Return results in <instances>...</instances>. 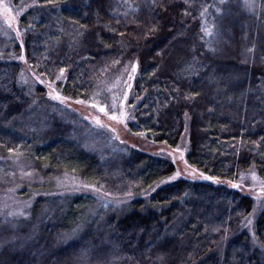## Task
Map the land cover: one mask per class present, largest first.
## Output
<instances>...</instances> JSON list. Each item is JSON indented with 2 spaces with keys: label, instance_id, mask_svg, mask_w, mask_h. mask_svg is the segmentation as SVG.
I'll return each instance as SVG.
<instances>
[{
  "label": "trees",
  "instance_id": "trees-1",
  "mask_svg": "<svg viewBox=\"0 0 264 264\" xmlns=\"http://www.w3.org/2000/svg\"><path fill=\"white\" fill-rule=\"evenodd\" d=\"M110 13V0H0V194L17 185L22 197L54 194L66 176L105 199L133 197L120 217L84 195L38 197L26 218L0 212V264H264V207L251 241L233 236L253 206L236 190L185 180L156 188L171 162L107 143L90 164L76 117L46 93L62 74L60 96L112 114L134 68L128 135L174 149L185 131L188 164L210 178L264 176V0L215 51L189 0H153L122 22ZM10 24L22 40L5 38ZM23 71L39 85L21 86Z\"/></svg>",
  "mask_w": 264,
  "mask_h": 264
},
{
  "label": "rangeland",
  "instance_id": "rangeland-1",
  "mask_svg": "<svg viewBox=\"0 0 264 264\" xmlns=\"http://www.w3.org/2000/svg\"><path fill=\"white\" fill-rule=\"evenodd\" d=\"M193 3L200 5L201 8V30L203 38L210 50L215 51L221 45L225 44L233 34L234 31L242 28L245 20L252 14L256 0H189ZM153 0H110V14L117 21H125L129 18L137 16L138 13L144 11H152ZM15 18L18 16L16 12ZM2 34L5 38H11L16 43L18 40H22V31L18 26L14 24L7 25L3 28ZM10 40V39H8ZM13 43V42H12ZM14 44V43H13ZM135 73L134 68L131 69V73L127 79L123 80L120 87L119 94L116 97L114 110L112 108V114L108 113L104 108V111H100V107H92L84 104L80 101L69 102L60 96L59 90L56 88L58 83L62 84L63 76L59 75L54 83H47V97L53 101H57L60 104L61 110L67 112L70 118H76L74 122V128H79L80 137L83 139V143H79V156L88 159L90 164H94L91 160H98L103 148L99 147L98 143H107L112 146L111 150L125 151H140L146 154L165 159L172 163L174 170L173 173L163 179L155 187H160L166 183H170L175 180H185L190 183H208L212 185L223 184L228 189H233L248 196L252 199L253 206L250 214L241 221L237 230L233 233V236L245 234L251 241L253 237L254 223L264 207V176H259L254 169L243 171L239 173L237 180L235 181H219L212 179L203 172L190 166L186 160L188 154V141L187 134L184 131L181 140L177 148H167L161 144H150L144 141L141 137H133L127 133L128 122L132 120L131 110L127 103L132 96V82L133 75ZM21 86H25L27 91L33 89L34 85H39L36 79H33L25 71L19 78ZM71 114V115H70ZM48 116H50L48 114ZM57 116V114L55 115ZM115 116L116 119L112 117ZM77 119V120H76ZM65 119L60 118V122L64 123ZM70 123V122H69ZM53 128V127H50ZM36 131H43V124L38 125ZM75 132V131H74ZM87 133L89 137L87 138ZM73 136L70 134L67 139ZM42 145V144H41ZM93 166V165H92ZM87 170H82L83 176ZM87 174L89 172L87 171ZM63 186L60 190L54 194L39 193L22 197L18 194L19 185L15 186L10 192L0 194V212L4 213L7 218L20 219L26 218L29 214L30 208L35 203V200L40 197L45 199L46 197H56L59 201L66 196L84 195L90 196L94 199L95 205L92 210L100 212V209H104L108 206L115 211L116 217L124 216L130 211L131 201L133 197L109 198L105 199L97 193L94 189L82 187L69 177H64ZM72 183H69V182ZM154 188H151L152 192ZM17 191V192H16ZM145 195V199L151 195V192ZM15 192V193H14ZM140 198L141 195L139 196ZM143 199V198H142ZM143 203V202H142ZM144 208H148L147 201H144ZM93 216L92 212L90 217ZM255 244V243H254ZM219 254L223 251L224 243L221 241Z\"/></svg>",
  "mask_w": 264,
  "mask_h": 264
},
{
  "label": "snow or ice",
  "instance_id": "snow-or-ice-1",
  "mask_svg": "<svg viewBox=\"0 0 264 264\" xmlns=\"http://www.w3.org/2000/svg\"><path fill=\"white\" fill-rule=\"evenodd\" d=\"M100 111H104V109H103V108H101V109H100ZM112 118H113V119H116V117H115V116H113Z\"/></svg>",
  "mask_w": 264,
  "mask_h": 264
}]
</instances>
